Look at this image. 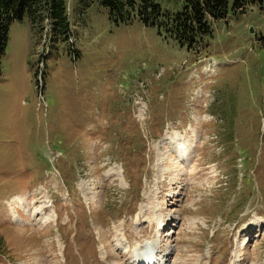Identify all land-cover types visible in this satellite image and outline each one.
Wrapping results in <instances>:
<instances>
[{
  "label": "rangeland",
  "instance_id": "rangeland-1",
  "mask_svg": "<svg viewBox=\"0 0 264 264\" xmlns=\"http://www.w3.org/2000/svg\"><path fill=\"white\" fill-rule=\"evenodd\" d=\"M66 6L67 36L9 28L0 264H127L125 238L165 264H264V4L192 48L99 0ZM178 126L185 161L159 142Z\"/></svg>",
  "mask_w": 264,
  "mask_h": 264
},
{
  "label": "trees",
  "instance_id": "trees-1",
  "mask_svg": "<svg viewBox=\"0 0 264 264\" xmlns=\"http://www.w3.org/2000/svg\"><path fill=\"white\" fill-rule=\"evenodd\" d=\"M116 21L138 19L165 31L180 45L196 46L211 32L210 22L262 6L264 0H99ZM27 17L33 26L49 23L54 35H68L66 0H0V71L10 25ZM1 245V244H0ZM1 250V249H0ZM1 252V251H0Z\"/></svg>",
  "mask_w": 264,
  "mask_h": 264
},
{
  "label": "bare ground",
  "instance_id": "bare-ground-1",
  "mask_svg": "<svg viewBox=\"0 0 264 264\" xmlns=\"http://www.w3.org/2000/svg\"><path fill=\"white\" fill-rule=\"evenodd\" d=\"M201 111V110H200ZM203 113V112H201ZM204 114V113H203ZM205 121V120H204ZM203 122V121H202ZM178 125V124H177ZM183 128H185L184 126L182 127H177V128H173L172 130L174 131L173 133H171L169 130H166L164 133V136L162 138L161 145H167L169 147L168 153H173L177 159V161H185L186 159H188L191 155L190 151H191V143L189 142V140L182 135L179 131H181ZM194 135V134H193ZM189 137V136H188ZM196 140V139H195ZM192 142V140H190ZM195 142V141H194ZM193 144V143H192ZM43 206V205H42ZM42 207H40L41 209ZM13 216L14 217H19V215L17 214L16 211L13 212ZM128 240L125 238V243L127 244ZM120 244V243H119ZM158 247H160L159 245L156 246V251L159 250ZM120 250V249H119ZM124 252V251H123ZM122 252V253H123ZM126 253V252H124ZM127 254V253H126ZM128 255V254H127ZM131 256V254H130ZM167 257V256H166ZM165 257V258H166ZM166 263V260L164 262V264Z\"/></svg>",
  "mask_w": 264,
  "mask_h": 264
}]
</instances>
